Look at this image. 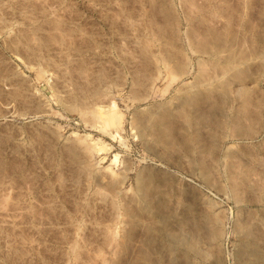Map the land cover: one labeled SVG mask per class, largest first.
Masks as SVG:
<instances>
[{"label": "rangeland", "instance_id": "1", "mask_svg": "<svg viewBox=\"0 0 264 264\" xmlns=\"http://www.w3.org/2000/svg\"><path fill=\"white\" fill-rule=\"evenodd\" d=\"M0 264H264V0H0Z\"/></svg>", "mask_w": 264, "mask_h": 264}, {"label": "bare ground", "instance_id": "2", "mask_svg": "<svg viewBox=\"0 0 264 264\" xmlns=\"http://www.w3.org/2000/svg\"><path fill=\"white\" fill-rule=\"evenodd\" d=\"M41 114H42V113H41ZM10 115H12V116H7V115H6V118H8V117L11 118V117H13L14 120H15L16 118H20L21 120H32V119H34V118H36V119L41 118V116H39L40 114H33V116H30V115H28V114H20V115H17V114H16V115H15V114H10ZM42 115H44V114H42ZM44 116H45V115H44ZM4 117H5V116H4ZM1 118H2V117H1ZM11 119H12V118H11ZM20 119H19V120H20ZM47 119H48V118H47ZM40 120H41V119H40ZM4 121H5V120H4ZM47 121H48V120H47ZM18 122H19V121H18ZM8 123H9V122H8ZM24 123H25V122H24ZM27 123L32 124V121H27ZM35 123H36V122H35ZM35 123H34V125H35ZM37 123H38V122H37ZM37 123H36V124H37ZM39 123H40V122H39ZM39 123H38V124H39ZM3 124H4V123H3ZM18 124H19V123H18ZM38 124H37V125H38ZM40 124H41V123H40ZM42 124H43V123H42ZM7 125H8V124H7ZM7 125H6V126H7ZM12 125H13V124H12ZM37 125H36V126H37ZM8 126H9V125H8ZM30 126H31V125H30ZM36 126H35V127H36ZM14 127H15V126H14ZM10 128H12V126H11ZM18 128H19V127H18ZM15 129H16V128H15Z\"/></svg>", "mask_w": 264, "mask_h": 264}]
</instances>
